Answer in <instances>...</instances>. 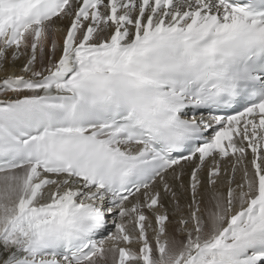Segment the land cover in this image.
<instances>
[{
    "label": "snow or ice",
    "instance_id": "snow-or-ice-1",
    "mask_svg": "<svg viewBox=\"0 0 264 264\" xmlns=\"http://www.w3.org/2000/svg\"><path fill=\"white\" fill-rule=\"evenodd\" d=\"M0 264H264V0H0Z\"/></svg>",
    "mask_w": 264,
    "mask_h": 264
}]
</instances>
